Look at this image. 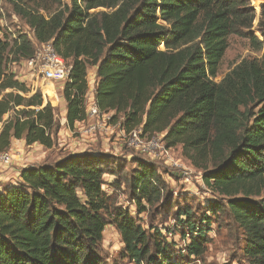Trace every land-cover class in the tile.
I'll list each match as a JSON object with an SVG mask.
<instances>
[{
  "label": "trees",
  "instance_id": "1",
  "mask_svg": "<svg viewBox=\"0 0 264 264\" xmlns=\"http://www.w3.org/2000/svg\"><path fill=\"white\" fill-rule=\"evenodd\" d=\"M9 1L34 42L0 23V153L21 140L54 146L52 104L11 70L52 43L70 62L68 128L87 120L88 70L95 68L100 112L121 117L125 132L142 127L174 151L181 146L204 184L226 200L247 264H264V0L259 9L250 0ZM231 36L248 39L256 58L220 81ZM110 158L68 155L25 168L21 181L0 190V264H110L100 250L108 226L120 234L128 264L201 260L219 208L196 218L192 207L178 206L175 232L146 229L142 214L173 205L162 176L153 164L135 162L128 183L134 217L105 190ZM164 232L178 234L183 247Z\"/></svg>",
  "mask_w": 264,
  "mask_h": 264
},
{
  "label": "rangeland",
  "instance_id": "2",
  "mask_svg": "<svg viewBox=\"0 0 264 264\" xmlns=\"http://www.w3.org/2000/svg\"><path fill=\"white\" fill-rule=\"evenodd\" d=\"M64 1L67 2L68 0H63V2ZM250 1L251 6L253 7L256 6L258 2L261 3V0ZM0 23L11 29L13 32L27 34L30 40L34 42L32 31L16 14H14L9 0L0 1ZM258 36L260 37V35ZM228 44V50L219 68L220 81L242 61L256 58V54L254 53L253 47L248 39L231 36L228 40ZM38 47L39 45L35 48L37 49ZM66 63V65L69 66L70 62L66 61ZM22 67L21 64H16V72L19 73L20 70H22ZM91 69L92 68L88 70V104L92 100L91 95L96 80V75H93ZM65 83L66 78L62 76L59 82H52V90L50 92H43L47 101L52 104L55 110V116L59 126L54 134L53 148L46 149L43 147L38 150V152L41 153V156H43V166L52 165L65 158L67 155L74 154L79 146H82V149L87 147L85 149L86 151L103 153L111 156L110 164L106 169L107 177L105 190L108 194H111L110 196L113 198L114 203L128 209L131 215L135 217L137 214L136 208L130 201L129 197L130 190L128 183L130 175L132 174L133 169L136 168V161L144 160L149 162L156 167L158 173L162 176L163 181L167 186L166 193L168 192V199L173 202V205H171L169 209L166 202H163L156 209L149 210V212L142 214L139 217L140 223H142L146 229L152 230L153 228H158L162 230L163 228L168 227L171 228V231L175 232L178 228H176L174 212L178 206L192 207L196 218H200L210 206H217L219 209L217 210L215 217L212 219L213 230L208 234L209 241L208 246L206 247V253L201 260L194 261L193 264H247L242 253L244 245L243 233L234 223L228 211L226 200L223 197L214 194L204 184L202 170L195 168L182 155L181 146L176 147L171 159L161 156L159 150H156V156L149 157L139 154L135 149H131L126 144L124 148L120 149V146H123L124 144L122 142L123 139H126L127 136L121 127L123 119L120 117L117 121H114L112 120L113 114L107 115L101 119V121L104 122V130L97 135L86 136L82 131V127L70 130L65 121L66 102L63 97ZM87 125L88 122L84 126ZM158 136L163 140L162 135ZM114 144L118 145L116 148L118 150L115 149ZM12 167L13 165L10 166V168H7V171ZM112 174H116L118 179H111L110 177L113 176ZM12 182L15 181L13 180ZM12 184L13 183L11 182L7 184L0 183V190ZM163 235L169 242L173 241L180 245V247H183L184 244L178 234L168 235L167 232H164ZM122 249L123 243L120 234L115 227L108 226L105 230L104 240L100 247L102 256L110 264L116 262L120 264H128L127 261L121 259L120 254Z\"/></svg>",
  "mask_w": 264,
  "mask_h": 264
},
{
  "label": "built area",
  "instance_id": "3",
  "mask_svg": "<svg viewBox=\"0 0 264 264\" xmlns=\"http://www.w3.org/2000/svg\"><path fill=\"white\" fill-rule=\"evenodd\" d=\"M257 7V5L254 6L255 9H259ZM66 64V61L57 54L52 43H46L36 49L32 58L21 63L23 67L19 73L16 72V64L12 66L11 70L17 76L18 80L29 87L38 88L43 94V92H50L52 90V82L56 79L64 76L67 81L71 68ZM91 99V102L87 105V120L82 123V131L86 136H94L102 133L104 130V122L101 119L110 115L100 112L93 99V95H91ZM87 122L88 125L84 126ZM125 133L127 137L123 141L139 154L154 157L156 156V150H159L161 156L167 159L172 158L174 149L168 148L164 140L160 139L159 136L150 137L145 135L142 127ZM14 160L12 150L0 153V171L10 168Z\"/></svg>",
  "mask_w": 264,
  "mask_h": 264
},
{
  "label": "crops",
  "instance_id": "4",
  "mask_svg": "<svg viewBox=\"0 0 264 264\" xmlns=\"http://www.w3.org/2000/svg\"><path fill=\"white\" fill-rule=\"evenodd\" d=\"M91 71H92L93 75H96V69L95 68H92ZM60 80H61V78H58L55 81H53V83H57ZM65 121H66V119H65ZM78 127H82V123L76 124L75 129ZM122 142L124 144H123V146H120V149L125 147V142L124 141H122ZM114 145H115V149H116L118 145L117 144H114ZM42 148L43 147L41 145H38V144H35L33 146H27L23 140L13 142L11 150L14 153L15 161H14L13 167L9 171H7L8 169H4V170L0 171V183L7 184V183L11 182L14 184L17 181L21 180L20 179L21 172L26 167L33 166V165L41 166L44 163V162H42L43 156H41V153H39L38 150H40ZM86 148L82 149V146H79V148L76 150V152L74 154L89 153L90 151H86L85 150ZM116 150H118V149H116ZM110 178L113 179L114 177H110ZM13 180L15 182H12Z\"/></svg>",
  "mask_w": 264,
  "mask_h": 264
}]
</instances>
